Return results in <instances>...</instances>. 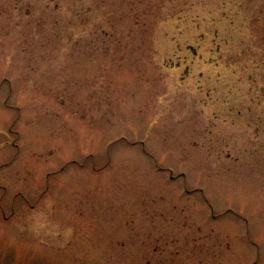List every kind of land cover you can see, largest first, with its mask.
I'll return each instance as SVG.
<instances>
[{
	"label": "rangeland",
	"instance_id": "rangeland-1",
	"mask_svg": "<svg viewBox=\"0 0 264 264\" xmlns=\"http://www.w3.org/2000/svg\"><path fill=\"white\" fill-rule=\"evenodd\" d=\"M0 264H264V0H0Z\"/></svg>",
	"mask_w": 264,
	"mask_h": 264
}]
</instances>
